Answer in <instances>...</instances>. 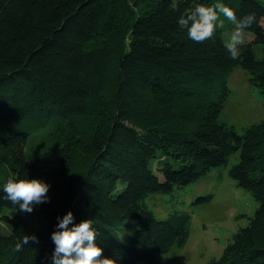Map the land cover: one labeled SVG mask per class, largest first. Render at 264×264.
<instances>
[{
    "label": "trees",
    "instance_id": "trees-1",
    "mask_svg": "<svg viewBox=\"0 0 264 264\" xmlns=\"http://www.w3.org/2000/svg\"><path fill=\"white\" fill-rule=\"evenodd\" d=\"M223 2L237 18L257 17L236 58L218 25L197 42L179 23L216 0H0V184L35 177L50 185V201L31 213L0 200L11 229L0 231V264H50V233L68 209L73 223L92 221L115 264H160L185 243L190 214L157 219L145 199L226 165L236 151L229 176L258 206L206 264H264V119L241 134L220 119L235 67L264 98V55L252 48L264 51V4ZM46 128L45 156L33 160L30 137ZM123 220L136 222L127 241L116 232Z\"/></svg>",
    "mask_w": 264,
    "mask_h": 264
},
{
    "label": "rangeland",
    "instance_id": "rangeland-1",
    "mask_svg": "<svg viewBox=\"0 0 264 264\" xmlns=\"http://www.w3.org/2000/svg\"><path fill=\"white\" fill-rule=\"evenodd\" d=\"M261 2L264 4V0ZM220 21H223L222 25ZM217 25L227 43L236 30V24L221 14ZM242 35L243 43L253 38L251 32L243 29ZM252 48L257 58L263 57L261 44L253 43ZM226 86L229 94L220 113L221 120L233 125L237 133L241 134L244 127L264 119L263 95L256 86L249 83L245 69L235 67L227 78ZM47 130L48 128L42 129L30 137L27 152L31 159L38 160L45 156ZM155 158L159 160L163 157L158 152ZM238 158L239 151H236L229 156L226 165L213 168L197 180L174 187L170 192L153 193L145 199L147 207L157 219H165L178 211L190 214L189 233L185 243L173 246L163 253L160 264H206L210 259L219 257L232 235L248 223L258 202L229 176L228 170ZM166 160L174 166L178 165L171 157ZM155 167L157 168L156 165ZM124 185V182H118L114 193ZM208 195H211L209 200L205 199ZM1 213L12 215L13 210L4 208ZM135 227L134 220L119 222L116 229L118 238L127 241ZM10 230V226L0 218V231L8 233Z\"/></svg>",
    "mask_w": 264,
    "mask_h": 264
},
{
    "label": "clouds",
    "instance_id": "clouds-1",
    "mask_svg": "<svg viewBox=\"0 0 264 264\" xmlns=\"http://www.w3.org/2000/svg\"><path fill=\"white\" fill-rule=\"evenodd\" d=\"M221 14L236 24L226 44L232 58L239 55L238 46L243 40L242 29L256 22L255 13H247L237 18L236 12L223 0L214 5L198 4L193 11L179 18V23L187 27L188 38L202 42L213 36ZM221 25L223 21H220ZM50 185L39 178H8L0 184V200L10 201L15 212L31 213L38 204L50 201ZM57 223L50 233L53 249L50 264H115V261L103 255V248L96 243L97 231L89 218L73 223L74 214L68 209L56 217ZM31 239L36 240L33 235ZM28 240H25L27 243Z\"/></svg>",
    "mask_w": 264,
    "mask_h": 264
}]
</instances>
